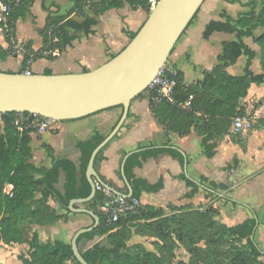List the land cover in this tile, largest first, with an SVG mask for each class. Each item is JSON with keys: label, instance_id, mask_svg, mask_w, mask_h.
<instances>
[{"label": "trees", "instance_id": "1", "mask_svg": "<svg viewBox=\"0 0 264 264\" xmlns=\"http://www.w3.org/2000/svg\"><path fill=\"white\" fill-rule=\"evenodd\" d=\"M28 1L30 0H21L19 6L12 12V17H9L12 27L14 14L23 9ZM88 1L75 0V6L68 14L50 21V25L45 29L43 47L36 51V58L53 48H58L61 52L63 47L70 43L71 38L66 27L90 32V27L96 23L94 17L86 16L83 22L71 18V15L79 13ZM90 4L96 16L110 8H120L124 4H128L133 10L142 8L149 11L148 0H99ZM249 6L250 10L237 19L225 16L224 22L212 21L207 25L204 36L218 30L234 32L235 39L223 44L218 63L212 71L205 74L201 83L185 86L182 84L180 73L175 72L177 86L174 102L158 100L155 93L148 89L138 95L140 97L147 93L151 109L165 129L184 135L193 127L202 134V145L207 157L214 156L217 139L230 132L231 119L236 115H243L240 99L246 95L249 85L264 82V33L259 36L255 33L257 28L264 27V0H253ZM135 34L136 32L131 33L130 39ZM249 36L259 45V53L244 43V38ZM5 37L9 42L11 32L5 31ZM55 38L57 41L53 42ZM27 45L30 46L28 43ZM11 50L13 52L12 47ZM241 55L247 58L242 74L237 76L228 74L226 66ZM258 55L263 73L255 74L250 65ZM23 70L24 64L19 72ZM44 73L52 72L47 69ZM189 95H193L191 106L181 107L178 103H183ZM116 107L122 110V106ZM22 113L31 115L29 112ZM17 114V112L0 114V242L7 245L24 243L27 225H46L67 220V214L59 215L48 201L53 198L61 209L70 213L68 205L71 199L84 198L90 194L91 186L85 176L86 167L92 151L105 137L96 132L90 139L77 143L81 153L78 168L69 160L56 159L45 144L44 159L41 163L34 164L31 161L33 155L30 145V134L34 128L27 127L22 132L17 131L14 125ZM256 124L264 128V118L258 120ZM104 148L96 155L94 166L102 159ZM163 152L170 153L184 165L183 155L170 147H144L127 157L124 173L132 187V197L128 198L129 200L140 199L144 192H156L162 187L161 180L150 185L136 178L133 169L140 166L141 161L147 157L157 156ZM243 166L239 159L234 157L225 166L228 175L226 182L210 181L203 175L198 176L196 181L193 177L187 178L183 175L186 185L190 188L185 196L191 198L203 188L208 197L222 199L233 206L240 205L241 203L228 196L227 192H230L232 186L238 182L233 174L242 175ZM62 170L65 172V181L63 190L60 191L56 185ZM6 185L12 186L11 194L6 193ZM104 200V193L96 190L94 197L87 202L98 215L99 224L77 239L81 255L88 264H264V259H261L264 258V247L256 238L261 220L253 208L249 209L251 217L229 226L218 227L215 221L210 219L211 212L217 214V209L207 208L205 211L182 209L175 212L177 209L173 207L170 215L163 216L164 212L158 209L151 210L148 206L140 204L134 212L122 214L118 221L110 223L98 210V206ZM197 215L199 228L194 226L193 221L186 219L187 217L194 219ZM93 223L94 220L90 225ZM137 227L140 231L148 230V237L157 251L146 249L141 243L128 245L132 228ZM191 230L201 233L199 239H204L203 246L196 245L199 240L192 238ZM82 240L90 244L83 247ZM27 243L29 257L22 260L23 264H66L68 261L81 264L73 254L71 240L40 242L37 233L32 232L27 238ZM176 244H182L190 253L189 261L182 260L176 263L172 261Z\"/></svg>", "mask_w": 264, "mask_h": 264}, {"label": "crops", "instance_id": "2", "mask_svg": "<svg viewBox=\"0 0 264 264\" xmlns=\"http://www.w3.org/2000/svg\"><path fill=\"white\" fill-rule=\"evenodd\" d=\"M12 1L0 0V3ZM98 1L89 0L79 13L75 12L71 15V18L79 22H83L86 16L94 17L96 23L90 27V32L66 27L67 34L71 38L70 43L63 47L59 56L44 51L42 56H38L34 60L32 73H44L47 69L52 73H79L95 69L120 52L130 41L131 33L137 32L148 17L146 9L133 10L128 4H124L120 8H110L96 16L90 3ZM251 1L253 0H205L195 18L174 45L165 64L167 71L179 72L182 84L185 86L201 83L205 74L212 71L218 63L223 44L235 39L234 32L218 30L204 36L207 25L212 21L224 22L225 16L237 19L250 10ZM75 4V0L28 1L23 9L14 14L13 29L16 39L28 43L35 51L42 49L45 29L50 25V21L68 14ZM14 10L11 11L10 17ZM255 33L257 36L264 33V27L257 28ZM244 43L259 53L260 47L252 37H245ZM0 54L2 55H0V71L19 72L24 64L23 58L12 52L9 42L6 40L5 31L1 28ZM47 54L51 56H47ZM246 60V56L241 55L236 61L226 66V72L232 76L242 74ZM250 69L255 74L263 73L259 55L252 60ZM240 106L248 114L247 116L245 113L243 117L248 118L254 125L253 129L248 132L245 139L247 141L242 143L235 141L232 138L231 130L232 134L227 133L217 139L214 156L207 157L202 145V134L193 127L184 135L165 129L157 116L154 115L147 93L140 97L137 96L130 102L128 116L124 124L104 148L102 159L95 165L96 172L104 182L120 193L126 194L128 188L121 175V164L128 153L150 146L170 147L178 150L185 159L184 165L170 153L163 152L157 156L147 157L141 161L140 166L133 169L136 178L142 179L150 185L161 180L162 187L156 192H144L140 201L143 206H148L151 210L158 209L164 212V216L170 215L173 207L176 209L177 206L185 205L195 207L201 203L209 202L211 198V196H206L203 188H200L193 197L187 198L185 194L190 188L186 185L183 175L187 178L193 177L195 180L198 179V176L203 175L210 181L226 182L228 175L225 166L234 157H237L244 165L242 175L233 174L238 182L232 186L227 195L241 203L237 206H240L242 211H239L241 219L232 224L251 217L250 208H253L259 216L257 207L250 203L251 194L254 191L252 187L248 188L245 178L251 175L254 168L252 163L248 162L252 161L253 156L261 157L264 153L262 152L263 146L258 147L254 144L259 138L258 132H264V128L259 130L261 126L256 124L258 120L264 118V82L251 83L246 95L240 99ZM121 112L120 108L112 107L76 119L52 121L50 127L45 131L34 128L30 134L33 155L31 161L34 164L42 162L45 156L43 149L45 144L56 159L69 160L78 168L81 153L77 143L90 139L96 132L107 135L116 124ZM262 134L264 135V133ZM244 137L242 135V138ZM246 155H249V161L246 159ZM64 181L65 172L62 170L56 185L58 190H63ZM11 188V185H6L5 191H9ZM48 203L57 210L59 215L67 214V223L63 219L52 224H34L32 232L37 233L40 242L70 241L75 231L92 223L93 218L86 213L70 209V213H66L53 198H50ZM75 205V208L92 210L87 202ZM180 210L182 208L175 212ZM75 223L81 225L71 237H68L70 229ZM132 230L128 245L140 243L143 239L151 243L148 230L140 231L138 227L132 228ZM0 244L7 246L2 242ZM82 244L85 247L90 243L82 240ZM20 264L22 263L20 262ZM66 264H69V261Z\"/></svg>", "mask_w": 264, "mask_h": 264}, {"label": "water", "instance_id": "3", "mask_svg": "<svg viewBox=\"0 0 264 264\" xmlns=\"http://www.w3.org/2000/svg\"><path fill=\"white\" fill-rule=\"evenodd\" d=\"M205 0H158L147 19L128 44L107 62L79 73H32L0 71V114L29 112L53 121L80 118L98 111L122 106L112 130L92 151L85 176L91 186L87 197L74 198L68 208L90 215L94 223L75 231L71 247L81 264H88L78 248V237L99 224L98 215L87 208H75L89 202L96 193V182L115 195L132 197V187L121 164V175L128 192L122 194L104 182L96 172L94 161L118 133L129 112L133 98L145 91L154 76L165 66L168 57L194 15ZM188 176V175H187Z\"/></svg>", "mask_w": 264, "mask_h": 264}, {"label": "built area", "instance_id": "4", "mask_svg": "<svg viewBox=\"0 0 264 264\" xmlns=\"http://www.w3.org/2000/svg\"><path fill=\"white\" fill-rule=\"evenodd\" d=\"M21 0H13L10 3H0V28L4 31L11 32V38L9 44L11 45L13 52L21 56L24 61L23 73L26 75L32 74V64L36 59V51L28 46L26 42L16 39L14 34V29L11 26L12 21H10V13L12 10L16 9ZM158 0H148V9L152 10L157 4ZM55 38L53 42H56ZM54 56L60 55V50L58 48H53L48 51ZM177 86V80L175 78V72L170 74L166 67L163 66L159 72L154 76L152 81L148 86V90L155 93L157 99H166L168 101L174 102V92ZM193 95H189L188 98L183 103H178L181 107L188 108L191 106V101ZM53 120L40 117L37 114L24 115L23 113H18L14 119V125L17 131L22 132L27 127L38 128L40 131L47 130ZM251 126V121L243 116H236L232 123V132L234 134L242 133L248 130ZM96 190H101L105 195V200L98 206V210L107 218L110 223L118 221L120 216L125 213L134 212L136 208L141 204L140 199L133 198L129 200L122 195H115L108 189L103 187L101 184H95ZM9 191L6 193L11 194Z\"/></svg>", "mask_w": 264, "mask_h": 264}, {"label": "rangeland", "instance_id": "5", "mask_svg": "<svg viewBox=\"0 0 264 264\" xmlns=\"http://www.w3.org/2000/svg\"><path fill=\"white\" fill-rule=\"evenodd\" d=\"M150 10L147 12L149 14ZM243 111V115H236V116H245V111ZM247 114V113H246ZM235 116V117H236ZM248 116V114H247ZM233 117L231 119V123H230V127H229V131H231L232 128V123H233V119L235 118ZM253 123L251 121V126L250 129L246 132H242L239 134H232V132H229L228 134H232V138L237 141L242 143L243 141H247L245 140L248 132H250L251 129H253ZM262 127L259 128V130H261ZM264 132H258L259 138L256 140V142L254 143L256 146L261 147L263 146L264 148V135L262 134ZM253 134V133H251ZM242 135H244L245 137L242 138ZM243 139V140H240ZM262 152H264V150L262 149ZM246 159H249V155H246ZM257 161V162H256ZM254 162V163H253ZM256 162V163H255ZM248 163H252V166H254L252 173L249 177H246L245 180H247L246 182H248V188L252 187L253 189V193L252 198L250 199V203L252 204V206H256L258 209V213H259V218L261 220V224L258 226L257 228V233H256V238L257 241H259V243L261 244L262 247H264V153L262 154L261 157L258 156H253L252 157V161H249ZM234 190L232 189V192ZM250 192V191H249ZM188 207L187 205L185 206H177V209L182 208V209H193L195 211H205L207 210V208L211 209H217L218 213L217 214H213L211 212V216L210 219H212L213 221H215L216 225L218 227H222V226H229L232 225V223H234V221H239L241 219V213L239 211H242L240 206H233L231 203L229 202H223L222 200H215L213 197L210 198L209 202L204 203V204H200V205H196ZM210 212V211H209ZM201 218V217H200ZM190 221H193V224L195 227L199 228V224L198 223V215L195 216V218L193 219V217L190 218H186ZM65 223H67V221L65 220ZM80 223H75L74 226L71 227L70 229V233L68 235V237H71L73 232L78 228V226H80ZM33 226L34 224H30L27 225L25 232H26V239L24 243L18 244V243H13V244H8L7 246H3L2 244H0V264H20V262L23 264V259L24 258H28V243H27V238L29 237V235L32 233L33 230ZM201 228V227H200ZM192 231V238L194 240H199L198 242H196V245H204V239L200 238L201 237V233L199 232H195V230H191ZM143 239V238H142ZM142 246H144L146 249H150V250H155L157 251L155 248V245L152 243H149V241H145V239H143V241L140 242ZM177 246V247H176ZM176 248L174 249V257L172 258V261L176 263V261H189L191 255L190 253H188L186 251V248L181 244H176ZM141 249V247L139 248ZM264 259V258H261ZM67 263V262H66ZM69 264H74L72 261H69Z\"/></svg>", "mask_w": 264, "mask_h": 264}, {"label": "bare ground", "instance_id": "6", "mask_svg": "<svg viewBox=\"0 0 264 264\" xmlns=\"http://www.w3.org/2000/svg\"><path fill=\"white\" fill-rule=\"evenodd\" d=\"M151 11V10H150Z\"/></svg>", "mask_w": 264, "mask_h": 264}]
</instances>
